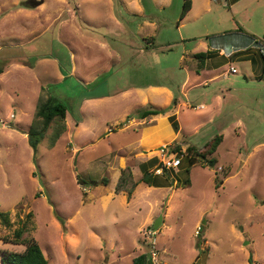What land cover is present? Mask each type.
I'll return each instance as SVG.
<instances>
[{
    "label": "rangeland",
    "instance_id": "obj_1",
    "mask_svg": "<svg viewBox=\"0 0 264 264\" xmlns=\"http://www.w3.org/2000/svg\"><path fill=\"white\" fill-rule=\"evenodd\" d=\"M29 2L0 0V214L9 211L11 221L0 220V251H24L5 241L27 222L23 236L49 264H134L144 253L151 259L152 249L157 264H264V47L249 45L243 56L209 62L200 73L190 56L206 50L207 35L240 24L264 40V3L216 0L201 20L181 22L184 0L166 9L153 0ZM237 40L228 38V46ZM170 91L191 101L176 113L188 144L202 151L224 135L214 164L194 152L156 174L153 158H168L176 143L135 147L139 112L167 106ZM49 94L67 106L70 129L55 140L52 124L34 159L24 134ZM159 127L166 133V120ZM144 162L159 187L144 184ZM125 167L142 182L129 201L115 191ZM150 209L165 217L157 229L156 213L142 223Z\"/></svg>",
    "mask_w": 264,
    "mask_h": 264
},
{
    "label": "trees",
    "instance_id": "obj_2",
    "mask_svg": "<svg viewBox=\"0 0 264 264\" xmlns=\"http://www.w3.org/2000/svg\"><path fill=\"white\" fill-rule=\"evenodd\" d=\"M27 6H30V4L27 3ZM191 6H192L191 0H184L182 11L180 14V20H182L186 16L187 12L191 9ZM233 33L242 34L250 39L249 41H246V47L253 44L259 46L261 45V47L262 46L264 47V40L256 39L257 38L256 35L245 31L243 27H239L237 30L228 31L225 33L208 35L207 38L212 41V40H216V38L218 37H224L227 35H231ZM208 55H209L208 52H200L195 55L199 60L198 70L203 68L205 59ZM3 72H4V68L0 66V74H2ZM173 103L174 104L176 103V99H174ZM164 112H166V110L149 108V109H142L139 112V114L141 117L145 118L150 115H158ZM66 116H67V106L64 103H62L57 97L49 94V96L46 98L45 97L40 98L37 104V109L34 118L32 120V124L29 128V131L27 132L29 143L31 147L34 149V159L38 158L40 142L45 137L46 131L48 130L49 127L52 126V124H54L52 138L55 140L59 139L60 136L67 130ZM164 120H165L164 118H160L159 123ZM171 121L173 123L175 130H178L179 125L175 116H171ZM222 141H223V134H216L211 140H209L205 144L204 149L202 151H197V148L194 145H189L185 153L180 144H175L172 147V150L177 152L179 157L183 155V158H186L191 154H193L194 152H197V155L200 156L203 163L209 162L210 164H214V160L211 158V156L217 151ZM159 143L165 144L166 142L160 140ZM153 161H155V163H153V166H156L159 163L158 158L156 159L153 158ZM166 170L169 169H165L164 171ZM146 171L147 168H145V172H144V181L149 183V185L154 184L150 178L151 174L146 176ZM102 181L103 183H108V180L105 177L102 179ZM186 182L188 183L189 179H187ZM137 185H138V181L134 179L131 168L125 167L121 170V174L116 183L115 191L116 193L126 192L128 198H130L134 190L136 189ZM9 215H10L9 211L0 214V220H2L3 223L8 226L11 225ZM59 220H61V222H64L63 218L61 217H59ZM28 225L29 223L23 222L19 230L16 229L14 231V235H13L14 238H11V240L6 241V242L11 241L15 244L25 245L26 248L24 249V251H20V252L8 251V250L0 251L2 264H49V260L45 256L41 246L33 238H27L23 236L24 232L28 228ZM201 230H203L202 227H200V231L198 233V236L200 237L197 243L198 246L202 244L201 235H199ZM134 264H152V262L149 255L144 253L135 257Z\"/></svg>",
    "mask_w": 264,
    "mask_h": 264
},
{
    "label": "crops",
    "instance_id": "obj_3",
    "mask_svg": "<svg viewBox=\"0 0 264 264\" xmlns=\"http://www.w3.org/2000/svg\"><path fill=\"white\" fill-rule=\"evenodd\" d=\"M155 1L156 4H158L159 7L163 8V9H166V7H169L171 5V3L173 2V0H153ZM192 1V6H191V9L187 12L186 16L181 20V22L186 19L188 16L192 15L196 20H201L203 18V16L206 14V13H210L213 11V5H215L216 3V0H201L200 3L197 5V1L196 0H191ZM227 1L228 4H230V6H235L236 4L242 2L243 0H225ZM225 1L223 0V3H225ZM258 3H264V0H257ZM138 5V9L139 10H143V6H139L140 3L139 1H137ZM261 7V6H260ZM77 8H79L77 6ZM131 10H135L134 8L131 7ZM140 11V12H141ZM73 12V11H72ZM151 24H154L153 22H150ZM239 27H242L241 24L236 27L234 30H237ZM233 31V30H232ZM245 31H247L245 29ZM248 32V31H247ZM254 34V33H252ZM256 35V34H254ZM208 36V35H207ZM207 36L205 37V40L207 43H202V45L204 46V48H206L205 51H199V52H193L190 56L191 58L193 59H196L197 60V67H196V72L197 73H200L202 71H204L206 69V65L210 62L212 66H216L217 64L221 63L223 58H229L230 60H232L234 58L235 55H241L243 56V52L251 49L252 47H258L259 45H252V47H246V41H249L250 39L247 38L246 36L242 35V34H238V33H233L231 35H227V36H224V37H218L216 38V40H210L207 38ZM230 37H235L237 38V42H233V44H231L230 46H228V42H227V39L230 38ZM258 40H261L262 38L259 37V36H256ZM218 39H220L218 41ZM153 40V39H152ZM244 46V47H243ZM233 48V49H232ZM261 50L262 48L259 47ZM229 50V51H228ZM200 52H208V56L206 57L205 59V62H204V66L203 68H201L200 70H198L199 68V60L198 58L195 56L197 53H200ZM42 58V57H39L37 58V60L35 61V63L33 64V67H35L37 61ZM222 58V59H221ZM257 62L258 59H257ZM255 60L252 61L253 64L257 63ZM208 72L211 71V70H207ZM218 75H214L213 77H210L209 80L211 79H214L215 77H217ZM200 84L203 83L202 82H199ZM188 84H189V80H185L183 82V87H187L188 88ZM198 83L194 84L193 86H190L189 88H193L194 86H196ZM162 87L166 88V86H150L148 87L149 90H159V89H162ZM174 95V99H176V103L174 105V107H172L171 103L172 101L174 100L172 98V96ZM186 97H187V101L186 102H182L180 100V98L178 97H175V94H173V92L170 91V94L169 96L167 97V101H166V104H168L167 106L165 107H162V106H156V108L154 109H159V110H166V112L164 113H161V114H158V115H150L148 117H145L141 119V121L138 123L140 125H143V127L140 129V136L139 138H137L136 140V145L135 147H141V148H146L147 146L148 147H151V148H155V147H158L160 145H163L162 143H159L160 140H162L166 135V137L164 139L165 140V144L167 143H176V144H182V147H188L189 145H193V144H188V137L189 135L187 133L184 132V129L181 127L180 123H179V120H178V117H177V114H178V110L180 108L181 110V106L183 105H187L188 108L192 107V106H189V105H192L191 104V101H189V96L187 93H185ZM170 103V104H169ZM187 103V104H185ZM174 104V103H173ZM201 108H205L206 105L204 103H201ZM170 108H174V110L177 108V110L175 112H173V109H170ZM177 113V114H176ZM218 114V113H217ZM171 116H175L177 122H178V125H179V128L178 130H175L174 126H173V123L171 121ZM217 116V115H215ZM215 116L214 117H211L209 119V123H212V122H215ZM160 118H164L166 120V123L168 125L167 127V132L166 133H162L161 132V128L159 127V120ZM80 120V119H79ZM133 120V119H132ZM82 121H79L78 122V126L81 124ZM66 123H67V116H66ZM77 126V125H76ZM201 126V125H200ZM70 129V125L67 123V129ZM199 126L195 129V134L198 133L197 131L198 130ZM124 129V128H122ZM25 135V139H28V136H27V133L24 134ZM223 139H224V135H223ZM183 142V143H182ZM186 143V144H185ZM121 158V157H120ZM156 158V157H155ZM152 159V158H151ZM150 159V160H151ZM159 160V159H158ZM162 161V159H161ZM160 161V162H161ZM147 163V162H146ZM145 162L142 163V165H144V169H142L143 172H145V168L148 167V164H146ZM148 170V168H147ZM171 170V169H170ZM116 178H119V173L118 175H115ZM108 179V178H107ZM118 180V179H117ZM138 181V180H137ZM117 183V182H116ZM142 182L139 183L138 181V185L135 189V193L133 195V197L131 198H128L127 196V199L128 201L129 200H133L134 197H135V194L140 186ZM144 183V182H143ZM144 184H147L148 186H153V187H159L157 184H152V185H149V183H147L145 181ZM116 187V186H115ZM162 187H166V186H162ZM123 193V192H121ZM126 193V192H124ZM127 194V193H126ZM161 209H158L157 212H153L154 210L153 209H150L145 218H144V221L142 222L143 224L148 221H151L152 218H153V214H155V217L159 216V214L161 215ZM164 215H163V221L164 222ZM6 242V241H5ZM11 242V241H9ZM13 243V242H11Z\"/></svg>",
    "mask_w": 264,
    "mask_h": 264
},
{
    "label": "built area",
    "instance_id": "obj_4",
    "mask_svg": "<svg viewBox=\"0 0 264 264\" xmlns=\"http://www.w3.org/2000/svg\"><path fill=\"white\" fill-rule=\"evenodd\" d=\"M232 72H236V68H232L231 69ZM167 146L164 145V147H162V149H164V154L165 153V149H166ZM183 157V155H181V157L178 156V153L177 152H172V155L169 156L168 158H162V167L157 169L155 168V173L156 174H163V171L165 169H176L178 168L180 165H181V158ZM199 230H200V227H199ZM153 235L156 234V231H153L151 232ZM197 233H199V231H197ZM155 237H153V245H155L156 243V239ZM151 260L153 261L154 264H157L159 263V260H158V251H156L155 249H152L151 250Z\"/></svg>",
    "mask_w": 264,
    "mask_h": 264
},
{
    "label": "water",
    "instance_id": "obj_5",
    "mask_svg": "<svg viewBox=\"0 0 264 264\" xmlns=\"http://www.w3.org/2000/svg\"><path fill=\"white\" fill-rule=\"evenodd\" d=\"M43 3V0H30L29 4L32 7H37ZM162 167V161L156 166L157 169ZM163 221V215H159L154 222V227L157 229Z\"/></svg>",
    "mask_w": 264,
    "mask_h": 264
}]
</instances>
